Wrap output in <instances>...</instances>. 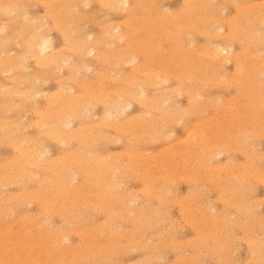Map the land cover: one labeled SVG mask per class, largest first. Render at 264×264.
Instances as JSON below:
<instances>
[{"label": "rangeland", "instance_id": "374dc122", "mask_svg": "<svg viewBox=\"0 0 264 264\" xmlns=\"http://www.w3.org/2000/svg\"><path fill=\"white\" fill-rule=\"evenodd\" d=\"M234 1L0 0V264H264V0Z\"/></svg>", "mask_w": 264, "mask_h": 264}, {"label": "bare ground", "instance_id": "6f19581e", "mask_svg": "<svg viewBox=\"0 0 264 264\" xmlns=\"http://www.w3.org/2000/svg\"><path fill=\"white\" fill-rule=\"evenodd\" d=\"M63 1V0H62ZM62 1H60L59 0V2H62ZM74 1V0H73ZM100 1V0H99ZM121 1H124L123 3L124 4H127V1L128 0H116V4H119V3H121ZM126 1V2H125ZM143 1V0H142ZM145 1V0H144ZM153 1V0H152ZM157 1V0H156ZM162 1V0H161ZM234 0H232V2H233ZM64 2H65V0H64ZM69 2V1H68ZM70 2H72V0H70ZM104 2V1H103ZM160 2V1H159ZM203 2V1H202ZM235 2V1H234ZM38 3V2H37ZM74 3V2H73ZM123 3H122V5H123ZM140 3H141V0H140ZM161 3V2H160ZM66 4V3H65ZM83 4V3H82ZM81 4V5H82ZM89 4V3H88ZM106 4V3H105ZM158 4V3H157ZM157 4H155V5H157ZM161 4H163V3H161ZM231 4V3H230ZM3 5V4H2ZM5 5V4H4ZM6 5H8V3L6 4ZM67 5V4H66ZM66 5H65V7H66ZM74 5H75V3H74ZM80 5V6H81ZM85 5H87V4H85ZM107 5V4H106ZM229 5V4H228ZM62 6V5H61ZM124 6V5H123ZM8 7V6H7ZM75 7V6H74ZM103 7V6H102ZM106 7V6H105ZM108 7V6H107ZM137 7V6H136ZM167 7H168V5H167ZM16 8V7H15ZM32 8V7H31ZM84 8V7H83ZM129 8V7H128ZM156 8V7H155ZM249 8V7H248ZM28 9H30V8H28ZM47 9V8H46ZM51 9V8H50ZM49 9V10H50ZM77 9V8H76ZM125 9V8H124ZM205 9V8H204ZM45 10V9H44ZM166 10V9H165ZM231 10V9H230ZM254 10V9H253ZM2 11V10H1ZM14 11V10H13ZM18 11V10H17ZM75 11V10H74ZM81 11V10H80ZM123 11V10H122ZM252 11V10H251ZM256 11H257V9H256ZM29 12V11H28ZM65 12H67V11H65ZM64 12V13H65ZM221 12V11H220ZM27 13V12H26ZM45 13V12H44ZM70 13V12H69ZM107 13H109V12H107ZM114 13V12H113ZM253 13V12H252ZM115 14H117V13H115ZM145 14V13H144ZM218 14V13H217ZM243 14V13H242ZM16 15H18V14H16ZM65 15V14H64ZM79 15H81V16H83L81 13L79 14ZM129 15V14H128ZM152 15V14H151ZM156 15V14H155ZM225 15V14H224ZM14 16V15H13ZM47 16V15H46ZM81 16H79V17H81ZM100 16H103V15H100ZM108 16V15H107ZM171 16V15H170ZM205 16V15H204ZM220 16V15H219ZM222 16V15H221ZM232 16V15H231ZM74 17V16H73ZM15 18V17H14ZM58 18V17H57ZM84 18V17H83ZM86 18V17H85ZM92 18V17H91ZM159 18V17H158ZM163 18V17H162ZM191 18V17H190ZM247 18V17H246ZM263 18V17H262ZM37 19V18H36ZM76 19V18H75ZM87 19V18H86ZM101 19V17L99 18V20ZM139 19V18H138ZM203 19V18H202ZM72 20V19H71ZM95 20V19H94ZM135 20V19H134ZM209 20V19H208ZM264 20V19H263ZM74 21V20H73ZM82 21V20H81ZM102 21V20H101ZM100 21V22H101ZM0 22H2L3 23V21H0ZM68 22V21H67ZM75 22H76V20H75ZM74 22V23H75ZM84 22V21H83ZM86 22V21H85ZM133 22H135V21H133ZM239 22V21H238ZM14 23V22H13ZM103 23V22H102ZM115 23V22H114ZM6 24V23H5ZM52 24V23H51ZM71 24V23H70ZM95 24V23H94ZM98 24V23H97ZM112 24V23H111ZM126 24V23H125ZM124 24V25H125ZM141 24V23H140ZM139 24V25H140ZM261 24V23H260ZM8 25V24H7ZM22 25V24H21ZM39 25H41V24H39ZM99 25V24H98ZM116 25V24H115ZM123 25V26H124ZM149 25V24H148ZM2 26V25H1ZM0 26V27H1ZM5 26V25H4ZM20 26V25H19ZM47 27H48V25H46ZM46 26H44L45 27V29H46ZM64 26V25H63ZM102 26H103V24H102ZM262 26V25H261ZM35 27V26H34ZM42 27V26H41ZM41 27L39 26V29L41 30ZM43 27V28H44ZM62 27V26H61ZM66 27V26H65ZM111 27V26H110ZM134 27V26H133ZM163 27V26H162ZM256 27V26H255ZM37 28V27H36ZM34 28L35 30H33L34 31V34L32 33V39H31V42L29 43V46L33 49V52L35 53V55L37 56V58L39 59V58H43L42 56L41 57H39V55H40V53L42 54L45 50H47L51 45V41H49L48 40V38H47V36L44 34V32H37L39 29L37 28ZM42 28V29H43ZM113 28V27H112ZM166 28V27H165ZM212 28V27H211ZM223 28V27H222ZM17 29H19V27L17 28ZM25 29V28H24ZM130 29V28H129ZM168 29V28H167ZM214 29V28H213ZM224 29V28H223ZM222 29V30H223ZM3 30V29H2ZM7 30V29H6ZM37 30V31H36ZM39 30V31H40ZM47 30V29H46ZM46 30H44V31H46ZM62 30V29H61ZM118 30V29H117ZM136 30V29H135ZM135 30H134V32H135ZM141 30H143V29H141ZM217 30V29H216ZM13 31V30H12ZM87 31V30H86ZM128 31V30H127ZM158 31V30H157ZM174 31V30H173ZM228 31V30H227ZM226 31V32H227ZM53 32V31H52ZM111 32V31H110ZM137 32V31H136ZM154 32V31H153ZM195 32V31H194ZM212 32V31H211ZM59 33V32H58ZM73 33V32H72ZM122 33V32H121ZM124 33H126V32H124ZM140 33V32H139ZM141 33H143V32H141ZM150 33V32H149ZM209 33V32H208ZM22 34V33H21ZM92 34H94V33H92ZM100 34V33H99ZM5 35V34H4ZM24 35V34H23ZM29 35H30V33H29ZM81 35V34H80ZM87 35V34H86ZM97 35V34H96ZM188 35V34H187ZM223 35V34H222ZM17 36V35H16ZM99 36V35H98ZM88 37H89V35H88ZM87 37V38H88ZM95 37H97V36H95ZM118 37V36H117ZM116 37V38H117ZM15 38H17V37H15ZM122 38V37H121ZM140 38V37H139ZM171 38V37H170ZM6 38H3V40H5ZM8 39H10V38H8ZM83 39V38H82ZM123 39V38H122ZM154 39H155V37H154ZM199 39V38H198ZM221 39V38H220ZM2 40V38H0V41L2 42L3 41ZM17 40V39H16ZM95 40H97V39H95ZM19 41V40H18ZM21 41V40H20ZM195 41V40H194ZM118 42H120V41H118ZM8 43H9V40H8ZM7 43V44H8ZM50 43V44H49ZM157 43V42H156ZM160 43V42H159ZM175 43V42H174ZM194 43V42H193ZM11 44V43H10ZM10 44H8V45H10ZM17 44V43H16ZM75 44V43H74ZM112 44V43H111ZM116 44V43H115ZM6 45V44H5ZM12 45V44H11ZM15 45V44H14ZM21 45H23L22 43H21ZM107 45V44H106ZM189 45H190V43H189ZM18 46V45H17ZM25 46V45H24ZM120 46V45H119ZM9 47V46H8ZM52 47V46H51ZM148 47V46H147ZM156 47V46H155ZM168 47V46H167ZM227 47V46H226ZM230 47H231V45H230ZM229 47V48H230ZM251 47V46H250ZM99 48V47H98ZM134 48V47H133ZM216 48V47H215ZM218 48V47H217ZM216 48V50H215V53L216 54H220L221 52H219V51H229V50H227V48H224V47H222L220 50H218ZM77 49V48H76ZM91 49V48H90ZM89 49V52L91 53V51H92V49L90 50ZM193 49V48H192ZM231 49V48H230ZM7 50V49H6ZM73 50V49H72ZM150 50V49H149ZM255 50V49H254ZM25 51V50H24ZM57 51V50H56ZM70 52V51H69ZM73 52V51H72ZM201 52V51H200ZM204 52V51H203ZM213 52V51H212ZM3 53V52H2ZM2 53H0V54H2ZM16 53V52H15ZM22 53V52H21ZM149 53V52H148ZM214 53V52H213ZM226 53V52H225ZM14 54V53H13ZM3 55V54H2ZM1 55V56H2ZM9 55V54H8ZM20 55V54H19ZM29 55V54H28ZM62 55V54H61ZM16 56V55H15ZM47 56V55H46ZM159 56V55H158ZM222 56V55H221ZM227 56V55H226ZM11 58L13 57L12 55L10 56ZM9 57V58H10ZM20 57V56H19ZM32 57V56H31ZM49 57V56H48ZM152 57V56H151ZM171 57V56H170ZM207 57H209V56H207ZM211 57V56H210ZM225 57V56H224ZM5 58V57H4ZM15 58H17V57H15ZM65 58V57H64ZM227 58H229L228 56H227ZM2 59V58H1ZM24 60H25V58H23ZM47 60H48V58H46ZM46 59H39V62L40 63H45V62H49V61H47ZM96 59V58H95ZM155 59V58H154ZM165 59V58H164ZM223 59H225V58H223ZM6 60V59H5ZM46 60V61H45ZM70 60V59H69ZM77 60V59H76ZM79 60V59H78ZM129 60V59H128ZM133 60V59H132ZM131 60V61H132ZM150 60V59H149ZM4 61V60H3ZM28 61V60H27ZM50 61H52L51 59H50ZM63 61V60H62ZM71 61V60H70ZM75 61V60H74ZM83 61V60H82ZM130 61V62H131ZM144 61V60H143ZM169 61V60H168ZM190 61V60H189ZM188 61V62H189ZM12 62H13V59H12ZM15 62V61H14ZM95 62V61H94ZM151 62V61H150ZM223 62V61H222ZM19 63V62H18ZM50 63V62H49ZM48 63V64H49ZM131 63H133V62H131ZM131 63H128V64H131ZM140 63V62H139ZM172 63V62H171ZM176 63V62H175ZM218 63H219V61H218ZM9 64V63H8ZM14 64V63H13ZM45 64H47V63H45ZM63 64V63H62ZM73 64V63H72ZM116 64V63H115ZM15 65V64H14ZM20 65V64H19ZM118 65V64H117ZM124 65H125V63H124ZM175 65V64H174ZM218 65V64H217ZM3 66V65H2ZM25 66V65H24ZM60 66V65H59ZM65 66V65H64ZM83 66H85V65H83ZM87 66V65H86ZM17 67V66H16ZM30 67V66H29ZM43 67H45V66H43ZM66 67V66H65ZM117 67V66H116ZM119 67H121V66H119ZM188 67V66H187ZM2 68V67H1ZM4 68V67H3ZM15 68V67H14ZM31 68V67H30ZM60 68V67H59ZM90 68V67H89ZM7 69H9V68H7ZM12 69V68H11ZM15 69H17V68H15ZM25 69V68H24ZM28 69V68H27ZM37 69V68H36ZM48 69V68H47ZM57 69V68H56ZM83 69V68H82ZM84 69H85V67H84ZM86 69H87V67H86ZM228 69V68H227ZM39 70V69H38ZM4 71H5V69H4ZM8 71V70H7ZM87 71V70H86ZM121 71V70H120ZM130 71V70H129ZM40 72V71H39ZM49 72V71H48ZM61 72V71H60ZM128 72V71H127ZM131 72V71H130ZM211 72H213V71H211ZM1 73V72H0ZM95 73V72H94ZM157 73V72H156ZM159 73V72H158ZM157 73V74H158ZM263 73V72H262ZM61 74V73H60ZM68 74V73H67ZM75 74V73H74ZM260 74V73H259ZM1 75V74H0ZM59 75V74H58ZM118 75V74H117ZM116 75V76H117ZM262 75V74H261ZM20 76V75H19ZM43 76V75H42ZM173 76V75H172ZM41 77V76H40ZM46 78V77H45ZM49 78V77H48ZM63 78V77H62ZM150 78V77H149ZM175 78V77H174ZM195 78V77H194ZM231 78V77H230ZM9 79V78H8ZM34 79V78H33ZM137 79V78H136ZM148 79V78H147ZM146 79V80H147ZM111 80V79H110ZM159 80V79H158ZM163 80V79H162ZM44 81V80H43ZM184 81V80H183ZM209 81V80H208ZM233 81V80H232ZM252 81V80H251ZM23 82H25V81H23ZM75 82V81H74ZM157 82V81H156ZM185 82V81H184ZM224 82V81H223ZM15 83V82H14ZM17 84H18V82H16ZM26 83V82H25ZM31 83V82H30ZM38 83V82H37ZM70 83H72V82H70ZM160 83V82H159ZM176 83V82H175ZM40 84H41V82H40ZM163 84H165V81H164V83ZM218 84H220V83H218ZM2 85V84H1ZM179 85V84H178ZM183 85H184V83H183ZM15 86V85H14ZM42 86V85H41ZM36 87V86H35ZM153 87V86H152ZM263 87V86H262ZM146 88V87H145ZM173 88V87H172ZM40 89H41V87H40ZM56 89V88H55ZM62 89V88H61ZM37 90V89H36ZM36 90H34V91H36ZM39 90V89H38ZM138 90V89H137ZM177 90V89H176ZM180 90V89H179ZM178 91V90H177ZM181 91V90H180ZM15 92V91H14ZM43 92H44V90H43ZM141 92H142V90H141ZM156 92V91H155ZM187 92H189V91H187ZM232 92V91H231ZM11 93V92H10ZM37 93H39V92H37ZM41 93V92H40ZM159 93V92H158ZM157 93V94H158ZM178 93H180L179 91H178ZM17 93H15V95H16ZM36 94V93H35ZM144 94V93H143ZM174 94V93H173ZM176 94V93H175ZM8 95V94H7ZM18 95V94H17ZM160 95V94H159ZM179 95V94H178ZM19 96V95H18ZM34 96V95H33ZM48 96V95H47ZM86 96V95H85ZM154 96V95H153ZM197 96V95H196ZM201 96V95H200ZM29 97H31V96H29ZM118 97H120V95L118 96ZM117 97V98H118ZM139 97V96H138ZM197 97H199V96H197ZM202 97V96H201ZM107 98V97H106ZM130 98V97H129ZM7 99V98H6ZM46 100V99H45ZM102 100V99H101ZM114 100V99H113ZM119 100H120V98L118 99V102H119ZM169 100V99H168ZM162 102V101H161ZM165 102V101H164ZM163 102V103H164ZM21 103V102H20ZM112 103H113V101H112ZM116 103V102H115ZM148 103V102H147ZM155 103V102H154ZM193 103V102H192ZM22 104V103H21ZM120 104V103H119ZM166 104V103H165ZM188 104V103H187ZM16 105V104H15ZM14 105V106H15ZM116 105H118V104H116ZM128 105V104H127ZM24 106V105H23ZM129 106V105H128ZM177 106V105H176ZM7 107V106H6ZM29 107V106H28ZM45 107V106H44ZM142 107V106H141ZM8 108V107H7ZM6 108V109H7ZM13 108V107H12ZM11 108V109H12ZM30 108V107H29ZM169 108H170V106H169ZM31 109V108H30ZM33 109V108H32ZM86 109H87V107H86ZM173 109V108H172ZM234 109H236V108H234ZM42 110V109H41ZM84 110V109H83ZM92 110V109H91ZM121 110V109H120ZM197 110V109H196ZM210 110V109H209ZM28 111V110H27ZM88 111V110H87ZM7 112V111H6ZM5 112V113H6ZM8 112H10V111H8ZM156 112V111H155ZM45 113V112H44ZM215 113V112H214ZM25 114V113H24ZM23 114V115H24ZM59 114V113H58ZM37 115V114H36ZM89 115V114H88ZM117 115H118V113H117ZM26 116V115H25ZM90 116V115H89ZM236 116V115H235ZM2 117V116H1ZM17 117V116H16ZM21 117V116H20ZM49 117V116H48ZM48 117H46V118H48ZM56 117V116H55ZM71 117V116H70ZM69 117V118H70ZM88 117V116H87ZM14 118V117H13ZM12 118V119H13ZM24 118V117H23ZM110 118V117H109ZM100 119V118H99ZM143 119V118H142ZM47 120V119H46ZM62 120V119H61ZM264 120V119H263ZM10 121H12L11 119H10ZM59 121V120H58ZM176 121H177V119H176ZM181 121V120H180ZM179 122V121H178ZM21 123H19V125H20ZM24 124H26V122L24 123ZM93 124H95V123H93ZM104 124V123H103ZM8 125V124H7ZM6 125V126H7ZM14 125H16V124H14ZM18 125V126H19ZM43 125V124H42ZM106 125H107V123H106ZM110 125V124H109ZM5 126V125H4ZM21 126V125H20ZM103 126V125H102ZM3 128V127H2ZM112 128V127H111ZM67 129V128H66ZM113 130V129H112ZM162 131V130H161ZM40 132V131H39ZM99 132V131H98ZM172 132V131H171ZM202 134V133H201ZM254 135V134H253ZM66 136V135H65ZM202 136H204V135H202ZM20 138V137H19ZM169 139V138H168ZM247 139V138H246ZM256 139H257V137H256ZM1 140V139H0ZM186 140V139H185ZM51 141V140H50ZM68 141H70V140H68ZM182 141V140H181ZM111 142V141H110ZM177 142V141H176ZM179 142V141H178ZM187 142V141H186ZM26 143V142H25ZM61 143H63L62 141H61ZM117 143V142H116ZM21 144H22V142H21ZM246 144V143H245ZM63 145V144H62ZM197 145V144H196ZM226 146V145H225ZM13 148V147H12ZM40 148V147H39ZM41 148H43V147H41ZM233 148V147H232ZM44 149V148H43ZM204 149V148H203ZM38 150V149H37ZM39 151V150H38ZM37 151V152H38ZM214 151V150H213ZM36 152V151H35ZM85 152V151H84ZM217 152V151H216ZM43 153V152H42ZM171 153V152H170ZM114 156V155H113ZM129 160V159H128ZM243 161V160H242ZM255 162V161H254ZM127 166V165H126ZM116 168V167H115ZM128 168V167H127ZM256 168V167H255ZM253 169V168H252ZM116 173V172H115ZM73 176V175H72ZM254 178V177H253ZM242 179V178H241ZM70 181V180H69ZM66 182V181H65ZM158 184V183H157ZM118 185V184H117ZM3 187V186H2ZM155 191V190H154ZM60 192V191H59ZM210 194V193H209ZM2 198H3V196H2ZM96 198V197H95ZM124 202V201H123ZM23 204V203H22ZM28 204V203H27ZM217 205V204H216ZM92 206V205H91ZM27 207V206H26ZM5 211V210H4ZM10 211V210H9ZM211 211V210H210ZM66 213V212H65ZM10 214V213H9ZM57 214V213H56ZM55 214V215H56ZM61 215H62V213H61ZM231 217V216H230ZM67 219V218H66ZM125 219V218H124ZM48 220V219H47ZM122 220H123V218H122ZM71 221H73V220H71ZM185 222V221H184ZM42 223V222H41ZM186 224V223H185ZM10 225V224H9ZM189 226V225H188ZM107 227V226H106ZM24 229V228H23ZM170 231V230H169ZM192 231V230H191ZM25 232V231H24ZM95 233V232H94ZM25 234V233H24ZM74 234V233H73ZM75 234H76V232H75ZM121 234V233H120ZM78 235V234H77ZM90 235V234H89ZM10 236V235H9ZM86 236V235H85ZM7 238V237H6ZM66 238V237H65ZM261 238V237H260ZM88 240V239H87ZM238 240V239H237ZM68 241V240H67ZM43 242V241H42ZM52 242V241H51ZM138 242H139V240H138ZM63 243V242H62ZM69 243V242H68ZM160 243V242H159ZM52 244V243H51ZM50 244V245H51ZM96 246V245H95ZM111 246V245H110ZM124 246V245H123ZM1 247V246H0ZM41 247V246H40ZM113 247V246H112ZM121 247V246H120ZM137 247V246H136ZM93 248V247H92ZM110 249H111V247H110ZM174 249V248H173ZM130 251V250H129ZM70 255V254H69ZM98 255V254H97ZM187 256V255H186ZM186 259V258H185ZM77 263V262H76ZM196 263V262H195Z\"/></svg>", "mask_w": 264, "mask_h": 264}]
</instances>
